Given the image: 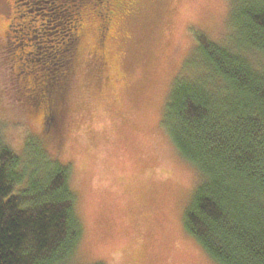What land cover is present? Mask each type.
I'll list each match as a JSON object with an SVG mask.
<instances>
[{
    "label": "trees",
    "instance_id": "trees-1",
    "mask_svg": "<svg viewBox=\"0 0 264 264\" xmlns=\"http://www.w3.org/2000/svg\"><path fill=\"white\" fill-rule=\"evenodd\" d=\"M14 1L12 34L0 50L25 71L22 101L41 113L42 136H52L88 0ZM92 1L101 42L109 0ZM229 6L234 38L219 44L195 33L197 71L175 83L162 123L199 179L184 212L186 232L218 264H264V0ZM36 150L25 158L0 134V264H72L82 236L70 168Z\"/></svg>",
    "mask_w": 264,
    "mask_h": 264
},
{
    "label": "rangeland",
    "instance_id": "rangeland-1",
    "mask_svg": "<svg viewBox=\"0 0 264 264\" xmlns=\"http://www.w3.org/2000/svg\"><path fill=\"white\" fill-rule=\"evenodd\" d=\"M93 4L80 10L73 79L52 136L22 101L25 71L0 50L1 137L25 158L39 148L70 168L82 228L72 264H218L184 229L199 179L162 118L175 83L197 71L195 33L219 44L234 38L229 0H109L99 70ZM14 12V0H0V42Z\"/></svg>",
    "mask_w": 264,
    "mask_h": 264
},
{
    "label": "flooded vegetation",
    "instance_id": "flooded-vegetation-1",
    "mask_svg": "<svg viewBox=\"0 0 264 264\" xmlns=\"http://www.w3.org/2000/svg\"><path fill=\"white\" fill-rule=\"evenodd\" d=\"M115 1H117V0H115ZM15 2V1H14ZM109 10V9H108ZM111 11L109 10V13H110ZM111 14H112V12H111ZM98 15L96 14V17H97ZM108 24H109V22H108ZM108 24H107V27H108ZM106 30H107V28H106ZM9 32H10V22H8L7 24H6V30L4 31V36H3V40H2V42H0V47L2 46V45H6L7 44V42L9 41L8 39L10 38L9 36H10V34H9ZM81 33H82V28H81V31H80V35H79V40H80V36H81ZM106 33V32H105ZM104 37H105V34H104ZM104 37H103V39H104ZM96 45H95V53H94V57H95V59H96V69H98L99 70V68L104 64V53H102L101 54V51H102V49H103V46H102V41L100 42L99 40V32H97V35H96Z\"/></svg>",
    "mask_w": 264,
    "mask_h": 264
}]
</instances>
